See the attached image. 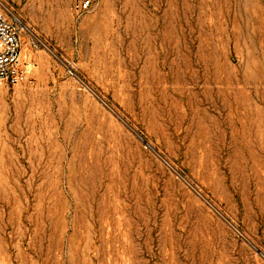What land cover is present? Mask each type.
<instances>
[{
    "label": "rangeland",
    "instance_id": "374dc122",
    "mask_svg": "<svg viewBox=\"0 0 264 264\" xmlns=\"http://www.w3.org/2000/svg\"><path fill=\"white\" fill-rule=\"evenodd\" d=\"M2 1L0 264H264V0Z\"/></svg>",
    "mask_w": 264,
    "mask_h": 264
},
{
    "label": "built area",
    "instance_id": "2783aa9c",
    "mask_svg": "<svg viewBox=\"0 0 264 264\" xmlns=\"http://www.w3.org/2000/svg\"><path fill=\"white\" fill-rule=\"evenodd\" d=\"M77 19L89 12L92 0H70ZM25 25L15 14L13 8L0 0V82L11 85L33 84L32 68L25 63L22 56V40ZM33 47L40 43L33 41ZM73 75L72 70H69Z\"/></svg>",
    "mask_w": 264,
    "mask_h": 264
}]
</instances>
